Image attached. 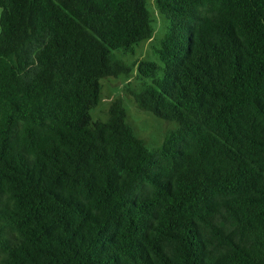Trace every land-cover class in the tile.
Wrapping results in <instances>:
<instances>
[{
    "label": "trees",
    "instance_id": "obj_1",
    "mask_svg": "<svg viewBox=\"0 0 264 264\" xmlns=\"http://www.w3.org/2000/svg\"><path fill=\"white\" fill-rule=\"evenodd\" d=\"M157 6L149 149L121 98L90 113L147 0H0V264H264V0Z\"/></svg>",
    "mask_w": 264,
    "mask_h": 264
},
{
    "label": "rangeland",
    "instance_id": "obj_2",
    "mask_svg": "<svg viewBox=\"0 0 264 264\" xmlns=\"http://www.w3.org/2000/svg\"><path fill=\"white\" fill-rule=\"evenodd\" d=\"M147 2L154 26L153 36L136 44L132 50L116 52L119 58L133 65L132 71L128 75L103 78L100 101L90 113L94 122H107L110 119L109 108L112 102L121 98L127 113L126 120L134 129L136 136L143 139L149 149H154L163 144L167 131L176 127V124L156 116L151 111L139 108L131 96V92H140L144 84L151 83L150 79L141 76L137 63L145 60L159 61L155 48L159 47L168 25V20L157 6V0H147ZM2 11L3 9L0 8V19Z\"/></svg>",
    "mask_w": 264,
    "mask_h": 264
}]
</instances>
